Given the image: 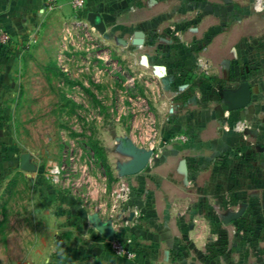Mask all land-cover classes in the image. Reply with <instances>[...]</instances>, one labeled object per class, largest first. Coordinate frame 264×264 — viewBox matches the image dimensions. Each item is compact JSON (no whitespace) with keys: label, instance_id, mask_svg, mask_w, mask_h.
Masks as SVG:
<instances>
[{"label":"rangeland","instance_id":"1","mask_svg":"<svg viewBox=\"0 0 264 264\" xmlns=\"http://www.w3.org/2000/svg\"><path fill=\"white\" fill-rule=\"evenodd\" d=\"M87 12L50 11L26 40L0 29L9 38L0 49V264L97 263V247L124 263L118 243L137 259L125 234L129 197L142 191L138 178L151 177L178 183L173 208L182 216L173 223L193 233L187 249L173 248V263L264 264V105L255 93L227 112L219 95L256 81L250 62L215 71L193 52L199 46L139 25L143 12L105 14L103 33ZM219 113L220 153L218 129L205 123ZM137 151H152L147 168L123 176ZM149 165L157 171L144 177ZM92 215L113 226L112 241Z\"/></svg>","mask_w":264,"mask_h":264},{"label":"crops","instance_id":"2","mask_svg":"<svg viewBox=\"0 0 264 264\" xmlns=\"http://www.w3.org/2000/svg\"><path fill=\"white\" fill-rule=\"evenodd\" d=\"M73 0H0V29L11 37L26 40L32 34L36 22L50 11L67 13L72 11ZM253 0H85L88 12L99 13L106 26L105 14L109 12H143V21L139 25L166 28L173 31V41H179L187 47L199 46L200 51H193L200 60L207 63L210 69L236 70L238 62L249 61L250 81L253 98L264 105V14L252 12ZM148 13V14H147ZM173 23L164 21L170 19ZM196 15L193 19L192 16ZM152 18L153 24L151 25ZM133 21V20H132ZM192 50V49H191ZM190 51V53H193ZM220 74V72H219ZM255 87H253V85ZM255 88V90H254ZM252 112V109H250ZM226 115H217L216 121H206L214 125L218 132L216 143L218 153L226 151ZM237 141L243 136L234 134ZM204 156L208 150L201 147ZM148 173L156 172L158 167L149 165ZM141 176V175H137ZM142 191L129 197L128 205L132 207L128 220L125 221L127 236L133 237L137 259L125 260L124 263H111L113 259L106 257L101 247H97L99 255L97 263H65V264H199L173 263V248L181 249L188 245L190 228H183L181 222L173 223V218L181 220L182 213H175L173 179L138 178ZM191 182L183 181L184 185ZM204 203L201 199V205ZM101 219L100 216H98ZM179 218V219H178ZM174 219V221H175ZM187 249V247H186ZM103 258H107L104 261ZM184 256L175 259L182 261ZM110 260V262L108 261ZM203 264V263H200Z\"/></svg>","mask_w":264,"mask_h":264},{"label":"water","instance_id":"3","mask_svg":"<svg viewBox=\"0 0 264 264\" xmlns=\"http://www.w3.org/2000/svg\"><path fill=\"white\" fill-rule=\"evenodd\" d=\"M87 20L92 28L99 33L105 31V24L99 13L89 12L87 14ZM219 95L222 98L227 112H235L245 109L252 101L253 94L251 86L248 82H241L236 89L233 90H220ZM137 159L130 164L125 165L122 168L123 176H133L143 172L153 155L152 151H137ZM25 164L23 159L22 165ZM93 222L94 229L103 235L108 241H112L115 235L113 226L110 223L102 222L98 216L92 215L89 217Z\"/></svg>","mask_w":264,"mask_h":264},{"label":"built area","instance_id":"4","mask_svg":"<svg viewBox=\"0 0 264 264\" xmlns=\"http://www.w3.org/2000/svg\"><path fill=\"white\" fill-rule=\"evenodd\" d=\"M72 10L76 13H83L85 9V0H73L71 3ZM252 12L255 14H264V0H253L252 1ZM9 42V38L3 32H0V49H4ZM238 130H241V126H237ZM50 179L53 183H57V175H58V168H53L49 171ZM124 191V189H122ZM117 198H122L121 195L117 194ZM114 251L117 254L126 256L127 258L131 259L134 255L129 251V249L122 248V246L118 243L114 245Z\"/></svg>","mask_w":264,"mask_h":264},{"label":"trees","instance_id":"5","mask_svg":"<svg viewBox=\"0 0 264 264\" xmlns=\"http://www.w3.org/2000/svg\"><path fill=\"white\" fill-rule=\"evenodd\" d=\"M94 150H95V154L97 155V157L101 158L102 157L101 152L98 149H96V148H93V151Z\"/></svg>","mask_w":264,"mask_h":264}]
</instances>
